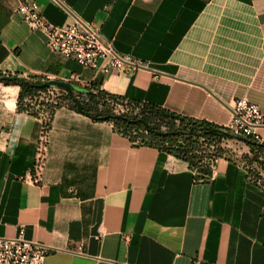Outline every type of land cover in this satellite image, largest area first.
I'll return each instance as SVG.
<instances>
[{
	"label": "crops",
	"instance_id": "obj_1",
	"mask_svg": "<svg viewBox=\"0 0 264 264\" xmlns=\"http://www.w3.org/2000/svg\"><path fill=\"white\" fill-rule=\"evenodd\" d=\"M26 1L56 25L80 16L145 65L96 73L53 52L20 0H0L1 74L100 79L112 94L223 127L241 97L264 110V0ZM20 90L0 82V236L23 228L53 248L44 264H264V186L241 162L220 157L203 181L184 159L64 104L42 179L27 182L43 121L18 109Z\"/></svg>",
	"mask_w": 264,
	"mask_h": 264
},
{
	"label": "trees",
	"instance_id": "obj_2",
	"mask_svg": "<svg viewBox=\"0 0 264 264\" xmlns=\"http://www.w3.org/2000/svg\"><path fill=\"white\" fill-rule=\"evenodd\" d=\"M0 82L21 87L17 102L20 111H27L35 116L50 112L52 116L57 107L68 105L94 121L112 122L115 129L129 136L134 145L151 146L184 159L196 171L197 179L203 181L212 176L216 160L225 157L223 152L209 155L208 148L212 143H220L224 137L232 135L227 127L207 120L184 116L155 104L112 94L102 88L100 79L85 85L74 84L71 91L59 88L62 92L59 101L41 102L39 109L33 101L49 88L43 86L42 80L33 81L18 75L0 73ZM119 104H125L128 110L118 112ZM50 122L51 120H46L45 126L49 127ZM247 143L252 149L264 152V145L251 141ZM249 176L255 183L264 186V175L260 173L254 176L249 171Z\"/></svg>",
	"mask_w": 264,
	"mask_h": 264
},
{
	"label": "built area",
	"instance_id": "obj_3",
	"mask_svg": "<svg viewBox=\"0 0 264 264\" xmlns=\"http://www.w3.org/2000/svg\"><path fill=\"white\" fill-rule=\"evenodd\" d=\"M18 10L26 14L33 22L34 27L41 30L49 48L65 59H71L85 68L96 73H108L112 70L135 71L145 64L130 56L121 55L114 47L113 41L106 39L100 29L85 21L78 15H70L63 25L49 22L35 2L20 0ZM62 92L57 87H49L35 99H50L57 103ZM232 122L228 130L237 138L264 145V110L246 97H241L232 104ZM50 112L42 113L43 126L38 141L36 159L31 174L25 177L30 183H39L44 173L48 151V129L46 120H51ZM249 173V167H247ZM251 178V177H250ZM51 248L37 241L24 237L21 228L15 237L0 236V264H44Z\"/></svg>",
	"mask_w": 264,
	"mask_h": 264
},
{
	"label": "rangeland",
	"instance_id": "obj_4",
	"mask_svg": "<svg viewBox=\"0 0 264 264\" xmlns=\"http://www.w3.org/2000/svg\"><path fill=\"white\" fill-rule=\"evenodd\" d=\"M51 98L53 97H46L45 100L41 101L40 99H34V105L36 104V108L39 109L41 108V102L51 103ZM126 110H128V108L125 104H119L117 106L118 112H124ZM208 149L209 155H216L218 152H223L226 158L243 163L245 166L249 167V171L254 176L260 173L264 175V152L252 149L251 145L241 138H237L234 135L224 137L220 143H212Z\"/></svg>",
	"mask_w": 264,
	"mask_h": 264
},
{
	"label": "water",
	"instance_id": "obj_5",
	"mask_svg": "<svg viewBox=\"0 0 264 264\" xmlns=\"http://www.w3.org/2000/svg\"><path fill=\"white\" fill-rule=\"evenodd\" d=\"M43 86L44 87L56 86L58 88H65L68 91H71V89H72V86H71L70 83H65V82L59 81V80H49V81H46L43 84Z\"/></svg>",
	"mask_w": 264,
	"mask_h": 264
}]
</instances>
